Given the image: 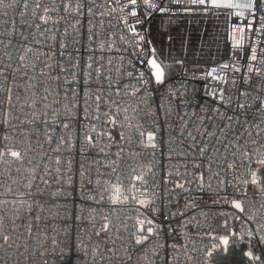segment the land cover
<instances>
[{"label": "built area", "instance_id": "1", "mask_svg": "<svg viewBox=\"0 0 264 264\" xmlns=\"http://www.w3.org/2000/svg\"><path fill=\"white\" fill-rule=\"evenodd\" d=\"M157 15L223 16L224 55L156 81ZM223 240L264 247V0H0V264H212Z\"/></svg>", "mask_w": 264, "mask_h": 264}, {"label": "trees", "instance_id": "2", "mask_svg": "<svg viewBox=\"0 0 264 264\" xmlns=\"http://www.w3.org/2000/svg\"><path fill=\"white\" fill-rule=\"evenodd\" d=\"M195 21L197 26H193ZM224 37L225 20L213 16L157 15L149 30L154 57L167 71L176 69L180 62L196 69L218 60L224 55ZM245 250L243 245L223 246L212 264H264V247H251L257 256L256 261L247 258Z\"/></svg>", "mask_w": 264, "mask_h": 264}, {"label": "water", "instance_id": "3", "mask_svg": "<svg viewBox=\"0 0 264 264\" xmlns=\"http://www.w3.org/2000/svg\"><path fill=\"white\" fill-rule=\"evenodd\" d=\"M149 67L151 68L152 75L155 78L156 81H161L164 77V70L161 67V65L156 61L154 56H151L148 60ZM159 77V78H158ZM236 205H239V203H234L233 207L236 210H240V206L237 207ZM226 241L223 240V245L225 246Z\"/></svg>", "mask_w": 264, "mask_h": 264}, {"label": "rangeland", "instance_id": "4", "mask_svg": "<svg viewBox=\"0 0 264 264\" xmlns=\"http://www.w3.org/2000/svg\"><path fill=\"white\" fill-rule=\"evenodd\" d=\"M207 16H211V15H207ZM219 18H221V19H224L225 20V18L223 17V16H218ZM190 23H191V25H192V20L190 21ZM193 26H197V23H196V21L195 22H193ZM175 69H173V71H174ZM172 70H169L168 71V73H172L173 72ZM246 255V254H245ZM247 257V256H246ZM247 258H249V256L247 257ZM250 260H252V261H256L257 260V256L255 257V256H251L250 257Z\"/></svg>", "mask_w": 264, "mask_h": 264}, {"label": "snow or ice", "instance_id": "5", "mask_svg": "<svg viewBox=\"0 0 264 264\" xmlns=\"http://www.w3.org/2000/svg\"><path fill=\"white\" fill-rule=\"evenodd\" d=\"M159 78V77H158ZM15 155V154H14ZM237 207H239V205H236Z\"/></svg>", "mask_w": 264, "mask_h": 264}]
</instances>
